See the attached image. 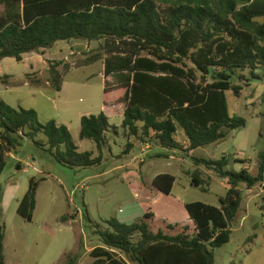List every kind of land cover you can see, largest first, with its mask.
<instances>
[{
  "label": "trees",
  "instance_id": "16d2710c",
  "mask_svg": "<svg viewBox=\"0 0 264 264\" xmlns=\"http://www.w3.org/2000/svg\"><path fill=\"white\" fill-rule=\"evenodd\" d=\"M0 5V61L22 62L25 54L51 49L60 41L103 40L104 103L125 106L124 132L143 144L184 152L197 168L204 166L227 181L219 206L185 205L193 232L188 225L166 221L165 228L155 232L148 222L152 213L132 224L110 219L106 229L98 226L95 234L104 245L99 249L103 256L118 253L131 264H215L216 251L231 241V225L242 203L240 185L252 190L264 182V154L257 176H252L248 168L230 169L225 156L200 159L192 153L245 127L243 118L231 116L226 92L240 95L242 89L234 85L245 77L240 73L258 77L255 71L260 68L264 77V0H0ZM11 79L1 78L7 87ZM48 83L57 93L62 91V77L54 66ZM180 132L185 148L177 137ZM110 133L119 135V128L104 112L82 117L80 139L93 141L99 151ZM25 139L65 168L83 169L103 161L102 155L81 152L67 126L43 124L35 110L14 108L0 98V178L8 156L17 154ZM198 173L192 175V186L207 191ZM44 180L32 178L19 204L18 214L28 221ZM175 182L174 176L161 174L153 187L170 195ZM4 194L0 185V209ZM3 241L0 226V264H5Z\"/></svg>",
  "mask_w": 264,
  "mask_h": 264
},
{
  "label": "rangeland",
  "instance_id": "374dc122",
  "mask_svg": "<svg viewBox=\"0 0 264 264\" xmlns=\"http://www.w3.org/2000/svg\"><path fill=\"white\" fill-rule=\"evenodd\" d=\"M3 12L0 5V16ZM55 45L25 54L22 62L14 58L0 61V98L14 108L35 110L43 124L54 121L67 126L81 152L102 155L103 161L83 169L65 168L31 139L23 141L17 154L8 156L0 185L4 190L15 187L17 192L6 210L0 209L5 264H131L123 255L112 253L107 258L99 251L104 245L95 230L98 226L106 229L110 219L132 224L152 213L154 218L148 222L155 232L165 228L164 221L188 225L193 232L194 223L185 204L219 206L228 191L226 180L203 166L198 174L207 191L196 188L192 175L197 167L186 153L161 152L154 144H143L124 132V107L103 104V40L60 41ZM53 66L62 77L60 93L48 83ZM241 74L245 79L234 81L242 89L240 95L229 91L226 97L231 116L243 118L245 127L192 154L213 160L225 156L231 161L230 169L239 172L248 168L252 176H257L260 155L264 154V77L260 68L255 71L258 77L251 76L250 71ZM5 75L13 78L8 87L1 80ZM108 80L113 86V79ZM112 96L109 102L115 99ZM101 112L110 118L112 126L120 128V135L110 133L108 144L99 151L93 141L80 139V131L81 115ZM177 137L183 148L187 147L184 134L180 132ZM128 144H132L131 149ZM143 145L149 146L146 156L141 152ZM235 160H248L250 164ZM19 161L23 169L17 168ZM161 174L176 179L170 195L153 187V180ZM32 178L45 180L39 183L36 210L28 221L17 210ZM239 189L242 203L231 225V241L216 251L215 264H264V183L252 190L241 184Z\"/></svg>",
  "mask_w": 264,
  "mask_h": 264
},
{
  "label": "crops",
  "instance_id": "0c3cea01",
  "mask_svg": "<svg viewBox=\"0 0 264 264\" xmlns=\"http://www.w3.org/2000/svg\"><path fill=\"white\" fill-rule=\"evenodd\" d=\"M56 46V45H55ZM109 79V78H108ZM107 79V80H108ZM111 79V78H110ZM108 81H110V80H108ZM60 93V92H59ZM104 104V106L105 107H107V106H109V105H107V104H105V103H103ZM117 106H123L124 107V110H125V106L123 105V104H121V105H117ZM84 116H90V115H81V119H82V117H84ZM110 119V118H109ZM119 128V127H118ZM120 129V128H119ZM119 135H120V132H119ZM119 135H117V136H119ZM108 144V143H107ZM187 144V143H186ZM144 147L141 149V152L143 153V155L144 156H146L147 155V152H146V149L147 148H149V146L148 145H143ZM157 148H160V147H158L157 146ZM161 149V152H163V151H166V152H164V153H169L170 151H168V150H165V149H162V148H160ZM143 156V157H144ZM102 158H103V156H102ZM170 158H174V156L173 155H170ZM18 164H20V165H17V168H18V166H19V168L20 169H23V165L21 164V162L19 161V163ZM197 169H200V168H197ZM45 179V178H44ZM227 182V181H226ZM264 183V182H263ZM5 191V194H4V199H3V205H2V209H3V211H5L6 210V208L8 207V205H10V203L14 200V198H15V196H16V192H17V190H16V188L15 187H12V186H10V187H8L6 190H4ZM26 193H27V191H26ZM25 193V194H26ZM24 194V195H25ZM186 205V204H185ZM190 220V219H189ZM167 222V221H166ZM168 223V222H167ZM170 224V223H169ZM177 224H180V223H177ZM184 225V224H183Z\"/></svg>",
  "mask_w": 264,
  "mask_h": 264
}]
</instances>
